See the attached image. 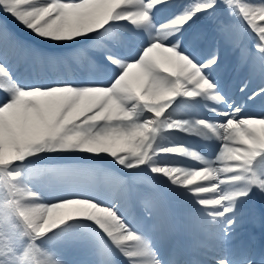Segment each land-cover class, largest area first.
<instances>
[{
  "label": "snow or ice",
  "instance_id": "6c2138e0",
  "mask_svg": "<svg viewBox=\"0 0 264 264\" xmlns=\"http://www.w3.org/2000/svg\"><path fill=\"white\" fill-rule=\"evenodd\" d=\"M70 250L264 264V0H0V264Z\"/></svg>",
  "mask_w": 264,
  "mask_h": 264
},
{
  "label": "bare ground",
  "instance_id": "6f19581e",
  "mask_svg": "<svg viewBox=\"0 0 264 264\" xmlns=\"http://www.w3.org/2000/svg\"><path fill=\"white\" fill-rule=\"evenodd\" d=\"M10 21H12V20L9 19L8 23H10ZM13 28H17V25L15 24Z\"/></svg>",
  "mask_w": 264,
  "mask_h": 264
}]
</instances>
